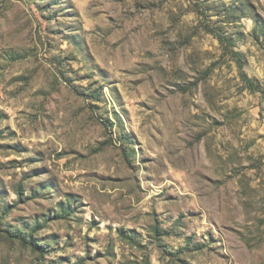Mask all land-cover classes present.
<instances>
[{"label": "rangeland", "instance_id": "rangeland-1", "mask_svg": "<svg viewBox=\"0 0 264 264\" xmlns=\"http://www.w3.org/2000/svg\"><path fill=\"white\" fill-rule=\"evenodd\" d=\"M0 264H264V0H0Z\"/></svg>", "mask_w": 264, "mask_h": 264}, {"label": "trees", "instance_id": "trees-1", "mask_svg": "<svg viewBox=\"0 0 264 264\" xmlns=\"http://www.w3.org/2000/svg\"><path fill=\"white\" fill-rule=\"evenodd\" d=\"M246 80H248V79H246ZM248 82H249L250 84H253V82H252V81H249V80H248Z\"/></svg>", "mask_w": 264, "mask_h": 264}]
</instances>
